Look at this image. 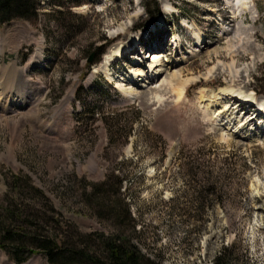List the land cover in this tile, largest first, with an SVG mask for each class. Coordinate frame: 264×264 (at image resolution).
I'll list each match as a JSON object with an SVG mask.
<instances>
[{
    "label": "rangeland",
    "instance_id": "obj_1",
    "mask_svg": "<svg viewBox=\"0 0 264 264\" xmlns=\"http://www.w3.org/2000/svg\"><path fill=\"white\" fill-rule=\"evenodd\" d=\"M39 1L36 20L0 25V230L110 236L88 194L116 166L136 222L117 232L144 258L264 264V0ZM115 112L127 142L109 141ZM21 209L24 226L7 214ZM0 264L16 262L0 248Z\"/></svg>",
    "mask_w": 264,
    "mask_h": 264
},
{
    "label": "trees",
    "instance_id": "obj_2",
    "mask_svg": "<svg viewBox=\"0 0 264 264\" xmlns=\"http://www.w3.org/2000/svg\"><path fill=\"white\" fill-rule=\"evenodd\" d=\"M41 3L39 0H0V25L8 24L16 20L34 21L40 13ZM264 72V71H263ZM264 81V80H263ZM90 106H87L86 110ZM133 109H137L133 106ZM89 111V110H88ZM137 110V114H139ZM125 113H113L112 118H104L107 125V133L111 144L115 143V139H124L125 142L131 137L133 127H130L124 135L122 127V118ZM125 176L121 171L114 166L106 178L98 183L93 184L90 193L88 194V205L94 216L101 220L112 222L114 233L110 236L94 233L88 235L79 234L82 238V245L70 242L69 227L63 231L65 236H58L57 232L46 235L42 228L36 226L32 236L26 237L24 229L7 228L3 226L0 230L1 239L0 248L12 257L16 264H23L28 261V257L35 255L40 251L45 255L49 264H161L155 263L150 258H144L140 250L135 244L123 236L117 228L123 223L129 221L135 228V219L131 213V206L123 197V184ZM215 184V183H214ZM18 187V184H15ZM41 196V192H37ZM216 188L212 194L215 195ZM210 205L221 201V198L213 197L210 200ZM21 213L16 215L13 211H8L14 220L22 223L24 226L25 217L23 209ZM20 217V218H18ZM35 219V216H33ZM54 223L60 225L58 219H53ZM47 224L46 222H44ZM33 225H39L38 222H33ZM22 236L27 238V241L22 240ZM30 241L31 243H28ZM94 242H99L103 247V252H97L92 248ZM29 244L31 246H29ZM96 247V246H95ZM97 248V247H96ZM234 258H230V252L224 248L213 260L212 264H236Z\"/></svg>",
    "mask_w": 264,
    "mask_h": 264
},
{
    "label": "bare ground",
    "instance_id": "obj_3",
    "mask_svg": "<svg viewBox=\"0 0 264 264\" xmlns=\"http://www.w3.org/2000/svg\"><path fill=\"white\" fill-rule=\"evenodd\" d=\"M236 1V6L237 7H241V8H243V9H246L247 8V2H246V0H235ZM168 10H169V6H167L166 7ZM135 41V43H137L138 42V40L137 39H135L134 40ZM175 43H177V41H175ZM164 48V47H163ZM158 49H161V46H158V47H155V49H151V50H158ZM121 51L122 50H118V51H115L114 52V54H112L111 56H109L108 58H107V63H109L110 62V60L111 59H113V58H115V57H120V55H121ZM159 51V50H158ZM122 56V55H121ZM120 59V58H119ZM113 61V60H112ZM107 65V64H106ZM105 68V67H104ZM106 69V68H105ZM135 74H133V76H134ZM173 77H175V76H173ZM171 85V89H172V91L175 93V95H176V97H177V99L178 100H181L183 97H184V95H185V92H186V85H187V82H183V83H179V86H175V85H172V83H170ZM222 92H224L225 94H230V93H235V92H233L232 90H221ZM237 95H239V96H241V94L240 93H236ZM235 94V95H236ZM234 95V94H233ZM217 96V95H216ZM215 96V97H216ZM227 96V95H226ZM235 98V97H234ZM240 99L243 101V104H247V103H250V104H253V102H255V99L252 97V96H248V97H245V96H241L240 97ZM1 100V99H0ZM242 103V102H241ZM24 105V104H23ZM248 105V104H247ZM257 106H258V108H257V110L259 111V112H262L263 113V117L262 118H264V103H258L257 104ZM261 115H260V113H259V115L258 116H256L255 117V120H257L259 117H260ZM260 128V127H259Z\"/></svg>",
    "mask_w": 264,
    "mask_h": 264
},
{
    "label": "water",
    "instance_id": "obj_4",
    "mask_svg": "<svg viewBox=\"0 0 264 264\" xmlns=\"http://www.w3.org/2000/svg\"><path fill=\"white\" fill-rule=\"evenodd\" d=\"M93 61V56L89 59V63H92Z\"/></svg>",
    "mask_w": 264,
    "mask_h": 264
}]
</instances>
